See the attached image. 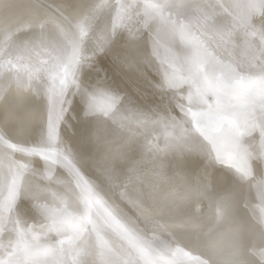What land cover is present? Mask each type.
<instances>
[{
	"label": "bare ground",
	"instance_id": "obj_1",
	"mask_svg": "<svg viewBox=\"0 0 264 264\" xmlns=\"http://www.w3.org/2000/svg\"><path fill=\"white\" fill-rule=\"evenodd\" d=\"M236 2L126 0L134 7L113 35L117 0H0V135L55 156L57 164L35 160L29 182L40 203L59 209L53 225L37 199L0 194V258L166 264L159 259L169 255L171 264H264V113L248 105L210 115L204 98L187 93L165 106L158 76L132 73L125 52L137 39L151 40L160 15L208 27L230 19ZM87 3L94 7L85 12ZM110 12L109 28L97 30ZM258 13L240 11L237 27L249 17L259 26ZM74 21L88 24L79 55L58 31L62 25L78 42ZM249 56L257 65L264 59L258 39ZM41 120L55 127L47 148L34 136ZM47 167L55 168L52 180Z\"/></svg>",
	"mask_w": 264,
	"mask_h": 264
},
{
	"label": "clouds",
	"instance_id": "obj_2",
	"mask_svg": "<svg viewBox=\"0 0 264 264\" xmlns=\"http://www.w3.org/2000/svg\"><path fill=\"white\" fill-rule=\"evenodd\" d=\"M258 3L261 5L258 15L264 17V0H258ZM125 4H127L126 0H117L114 11H118ZM229 6L233 9L230 13V19L214 23L208 27L197 26V30L200 31L201 35L196 39L203 48L206 58L202 70L197 71L190 59L195 54L193 49L186 48L179 41L170 42V46L174 43L181 54V58L176 62L175 67L185 75L187 83L169 84L166 73L173 71V67L166 61L168 50L161 49L158 55L153 43V36L147 42L137 39L125 49L129 58V70L136 75L143 74L146 71L154 72L159 78V83L155 87L161 99L165 102V106L175 103L185 93L198 99V82L204 83L207 80L219 79L228 86L225 103L230 108L233 91L230 86L233 81L239 76L264 74V68L261 67L264 65V59L257 65L249 56V51L255 46L256 39L259 41L261 52H264V20H261L259 26H257L249 17L247 24L240 29L237 27L236 19L240 11L249 6L248 0H237L236 3H230ZM93 7L94 5L91 3L83 5L85 12L90 11ZM112 18L111 12L107 16L101 17L96 25L97 30L106 31L112 23ZM129 22H132L131 12L129 13ZM137 23L140 22L137 21ZM142 26L145 27L144 24ZM250 37L256 39H250ZM205 118L206 114L201 113L200 119ZM34 136L38 141L37 146L48 147L47 125L43 120L37 124ZM3 137V135L0 136V155L7 156L13 151V148ZM5 149H11L12 151L6 152ZM14 179V174L10 168L5 166L0 169V194L5 191L8 192ZM241 264H246V262H241Z\"/></svg>",
	"mask_w": 264,
	"mask_h": 264
},
{
	"label": "snow or ice",
	"instance_id": "obj_3",
	"mask_svg": "<svg viewBox=\"0 0 264 264\" xmlns=\"http://www.w3.org/2000/svg\"><path fill=\"white\" fill-rule=\"evenodd\" d=\"M133 3H127L119 8L117 13L116 21L113 24L112 34L114 35L117 31L119 21L133 9ZM155 7V6H151ZM212 7V5H208ZM249 7L260 10L261 5L258 3V0H251ZM152 17L149 15L144 21L143 24L145 27L151 26ZM246 19H242L241 23L247 24ZM76 31L80 34L81 39L77 42L73 40L71 33L65 31L63 26L58 27V31L65 40L66 43H69L73 46L75 55L83 50L84 40L83 37L88 34V24L87 22L74 21ZM199 26L198 22L193 24H187L183 26H177L175 21H172L163 15H160L159 27L154 30L153 34V43L155 50L159 55L161 49L168 50V56L166 61L173 67V71L166 73L167 80L169 84H184L187 83V78L185 75L175 67L176 62L181 58L179 50L176 49L175 44L170 42L179 41L186 48L193 49L195 54L190 57L194 67L197 71L203 69L205 64V54L203 48L197 41L196 37L193 34V27ZM110 43V41L105 38L103 44L97 45V49L100 52L105 50V47ZM54 59L59 60V57H54ZM76 63L75 56L72 60L69 61L68 69L70 70L72 65ZM264 68V65L261 66ZM232 91V102L231 107L225 103V95L227 93L228 86L225 85L219 79L216 80H207L204 83H197V91L199 95L204 98V103L208 106V112L210 115H221L224 110L235 109V108H244L245 106L252 105L256 107L257 105L264 111V74L253 75V76H239L236 78L232 85L230 86ZM211 95L212 99L208 100L207 97ZM191 99V96L189 97ZM2 136V135H0ZM11 144L13 151L5 155H0V169H3L5 166L10 168L14 174V181L11 187L8 190V196L6 199H15L21 192L24 194L37 199L36 208L41 215L46 216L51 220L53 225L56 223V217L59 212V209L50 207L48 203H40L39 197L36 192L33 191V186L29 182V174L32 172V163L39 159L45 162L51 160L52 164H57L58 160L55 156L49 155V150L44 148H25L19 146L16 143L12 142L10 139L3 137ZM47 139L49 143L55 141V127L50 122L47 129ZM45 177L49 180L55 178V168L47 167L44 173ZM57 183L61 181L57 180ZM41 192H48L50 199L55 202L59 199V195L55 191H50L46 189H40ZM0 264H13L9 259L0 258ZM31 264H40L38 260L31 261Z\"/></svg>",
	"mask_w": 264,
	"mask_h": 264
},
{
	"label": "water",
	"instance_id": "obj_4",
	"mask_svg": "<svg viewBox=\"0 0 264 264\" xmlns=\"http://www.w3.org/2000/svg\"><path fill=\"white\" fill-rule=\"evenodd\" d=\"M110 208L111 209H113V210H115L114 208H113V206L110 204ZM133 236H135V237H137L138 236V238L139 237H141V239L143 240V236H141V234H138V232H137V236L136 235H134L133 234ZM144 241V240H143ZM147 242V241H146ZM146 245H143L142 243H141V241L138 239V249L141 251V252H143L144 250H146L147 248H144ZM171 255V254H170ZM175 255H177V254H175ZM167 256H169V255H165L162 259H159V261L161 262V263H166V264H171L170 263V261H172V259L170 260L169 258H167Z\"/></svg>",
	"mask_w": 264,
	"mask_h": 264
}]
</instances>
